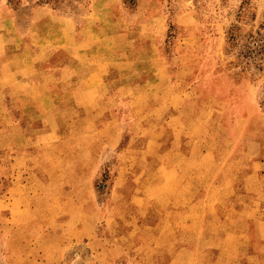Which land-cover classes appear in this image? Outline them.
<instances>
[{"label": "rangeland", "instance_id": "374dc122", "mask_svg": "<svg viewBox=\"0 0 264 264\" xmlns=\"http://www.w3.org/2000/svg\"><path fill=\"white\" fill-rule=\"evenodd\" d=\"M96 49L113 62L103 61L110 70L100 99L74 101L68 86L60 118L45 121L51 134L34 133L40 124L30 118L18 124L26 101L7 95L12 64L62 73L66 82L73 62L85 73L101 57L90 55ZM0 89V264H130L156 233L133 219L150 224L155 213L152 199H142L148 183L136 189L139 205L111 207L123 170L150 177L158 149L206 143L228 154L236 135L264 130V0H0ZM60 126L70 134L57 133ZM36 143L52 162L66 163L71 152L82 165L76 180L66 166L52 168L81 185L76 196L62 197L54 179L48 199L26 198L31 186L11 189L35 176L26 163L35 152L23 151ZM218 166L212 160V174ZM240 217L247 227L249 215ZM114 245L123 257L112 252L106 261Z\"/></svg>", "mask_w": 264, "mask_h": 264}, {"label": "crops", "instance_id": "0c3cea01", "mask_svg": "<svg viewBox=\"0 0 264 264\" xmlns=\"http://www.w3.org/2000/svg\"><path fill=\"white\" fill-rule=\"evenodd\" d=\"M94 52L90 55L101 57L86 64L85 73L84 69L79 72L81 70L76 67L79 63L73 62L75 66L72 69L76 74L66 82H62V73L44 68L13 69L12 64L14 76L8 85L7 95L14 102L26 101L18 124L30 118L40 124L35 127L34 133L42 136L51 134L53 128L45 121L52 116L60 118L62 108L57 103L66 96L64 92L68 86L75 89L74 101L91 103L100 99V93L107 86L104 69L110 70L104 67L103 61L111 65L112 54L98 49ZM54 56L59 57V53ZM58 59L57 63L60 62ZM2 100L0 89V102ZM57 133L70 134V131L60 126ZM39 145L24 147L23 151L28 153L26 150L31 148L35 152L34 159L26 161L36 169L35 176H28L26 183L11 185V189L15 191L31 186L26 198L32 197L31 192H42L39 196L48 199L51 196L44 193L50 191L54 179L60 185L55 190L62 193V197L76 196L81 185L67 179L61 181L66 177L60 176L59 170L52 168L66 166L70 168L68 175L76 180L82 165L76 162L71 152L64 155L66 163L52 162L42 157L45 150H40ZM224 150V147L212 148L206 143L190 145L189 148L187 145L177 149L173 146L162 148L155 151L151 160L155 168L153 176L131 174L126 169L118 176L123 184L112 185L110 190L115 195L111 207L118 210L128 208L133 203L139 205L135 202L136 189L140 184L148 183L150 185H147L142 199L145 196L152 199L148 202V208L155 213L154 221L150 224L140 218L133 219L140 229L152 227L156 233L152 241L140 245L138 256L130 253V264H264V130L250 127L236 135L228 154H224ZM20 151L22 149H16L17 156ZM179 151L185 156L183 160L175 159L174 155ZM212 160L219 163L220 170L216 174L211 172ZM194 162L197 170L201 169L200 173L193 171ZM12 165L19 167L20 164L14 160ZM122 165L123 168L126 166L125 160ZM88 191L91 192L90 189ZM115 191L120 195L117 196ZM19 197L18 192L12 196L14 200ZM243 199L248 201L244 202ZM244 214L250 217L247 227L240 222V216ZM118 247L114 245L108 248L106 261L112 258V252L115 258L123 257ZM244 247L251 249V255H244Z\"/></svg>", "mask_w": 264, "mask_h": 264}]
</instances>
